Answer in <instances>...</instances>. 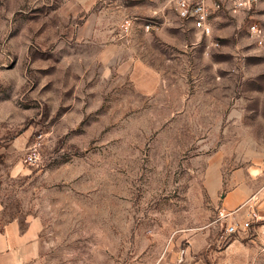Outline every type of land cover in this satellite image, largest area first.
<instances>
[{"label": "rangeland", "instance_id": "1", "mask_svg": "<svg viewBox=\"0 0 264 264\" xmlns=\"http://www.w3.org/2000/svg\"><path fill=\"white\" fill-rule=\"evenodd\" d=\"M209 26L175 0H0L2 220L40 264H264V228L214 222L264 203V0Z\"/></svg>", "mask_w": 264, "mask_h": 264}, {"label": "built area", "instance_id": "2", "mask_svg": "<svg viewBox=\"0 0 264 264\" xmlns=\"http://www.w3.org/2000/svg\"><path fill=\"white\" fill-rule=\"evenodd\" d=\"M257 0H175V9L178 18L191 24L193 30L203 34H210L209 20L215 12H220L225 6L231 14H238L249 9ZM149 25L146 26V29ZM250 32L255 39L260 40L261 32L256 26L250 27ZM36 160L35 152L28 154L27 161L33 163ZM264 210L256 203L254 198L246 200L234 210L225 206L217 208L215 223L223 227L225 236L236 234L244 235L251 231L256 232L260 227L264 228ZM264 233V232H263Z\"/></svg>", "mask_w": 264, "mask_h": 264}, {"label": "crops", "instance_id": "3", "mask_svg": "<svg viewBox=\"0 0 264 264\" xmlns=\"http://www.w3.org/2000/svg\"><path fill=\"white\" fill-rule=\"evenodd\" d=\"M261 195L259 191L237 203L227 197L223 201L229 210H234L250 198H254L262 207L264 203L261 202ZM2 218L0 206V264H40L35 237L28 230L22 229L16 221H5Z\"/></svg>", "mask_w": 264, "mask_h": 264}]
</instances>
